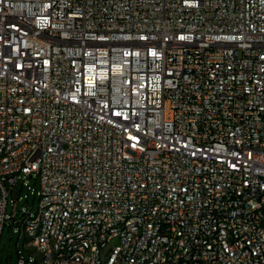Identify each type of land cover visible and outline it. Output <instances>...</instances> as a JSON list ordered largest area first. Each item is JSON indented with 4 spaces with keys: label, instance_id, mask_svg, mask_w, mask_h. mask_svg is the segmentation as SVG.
I'll list each match as a JSON object with an SVG mask.
<instances>
[{
    "label": "built area",
    "instance_id": "2783aa9c",
    "mask_svg": "<svg viewBox=\"0 0 264 264\" xmlns=\"http://www.w3.org/2000/svg\"><path fill=\"white\" fill-rule=\"evenodd\" d=\"M8 221L17 264H264V0H0Z\"/></svg>",
    "mask_w": 264,
    "mask_h": 264
},
{
    "label": "rangeland",
    "instance_id": "374dc122",
    "mask_svg": "<svg viewBox=\"0 0 264 264\" xmlns=\"http://www.w3.org/2000/svg\"><path fill=\"white\" fill-rule=\"evenodd\" d=\"M27 183L30 185V189L25 185L21 196L22 199L17 203L18 211H35L38 206L37 195H34V191H38L40 188L39 180L33 177L27 178ZM26 195H28L26 197ZM13 195L8 197L7 211L11 213L13 208ZM19 226L12 225L9 221L4 227L1 239H0V264H17L19 259V253L23 254L26 258H35V249L27 238L25 232L20 231Z\"/></svg>",
    "mask_w": 264,
    "mask_h": 264
},
{
    "label": "trees",
    "instance_id": "16d2710c",
    "mask_svg": "<svg viewBox=\"0 0 264 264\" xmlns=\"http://www.w3.org/2000/svg\"><path fill=\"white\" fill-rule=\"evenodd\" d=\"M21 253H19V257H20Z\"/></svg>",
    "mask_w": 264,
    "mask_h": 264
}]
</instances>
